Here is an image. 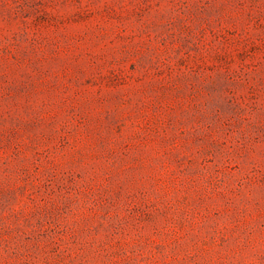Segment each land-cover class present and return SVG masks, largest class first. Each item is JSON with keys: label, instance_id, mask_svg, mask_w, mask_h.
<instances>
[{"label": "rangeland", "instance_id": "obj_1", "mask_svg": "<svg viewBox=\"0 0 264 264\" xmlns=\"http://www.w3.org/2000/svg\"><path fill=\"white\" fill-rule=\"evenodd\" d=\"M0 264H264V0H0Z\"/></svg>", "mask_w": 264, "mask_h": 264}]
</instances>
